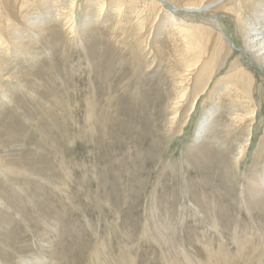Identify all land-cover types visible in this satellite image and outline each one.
<instances>
[{"label":"rangeland","instance_id":"374dc122","mask_svg":"<svg viewBox=\"0 0 264 264\" xmlns=\"http://www.w3.org/2000/svg\"><path fill=\"white\" fill-rule=\"evenodd\" d=\"M109 2L96 24L90 0H75L73 34L50 20L33 40L16 35L26 57H0L1 68L9 64L0 82V260L45 253L42 264H258L264 70L244 47V31L202 8L189 17L176 11L215 22L234 50L195 97L198 81L176 83L178 39L162 14L113 29ZM0 30L7 38L6 25ZM234 59L255 79L250 143L237 164L244 131L218 133L232 111L215 108L229 100L217 93ZM214 108L218 123L198 140Z\"/></svg>","mask_w":264,"mask_h":264},{"label":"bare ground","instance_id":"6f19581e","mask_svg":"<svg viewBox=\"0 0 264 264\" xmlns=\"http://www.w3.org/2000/svg\"><path fill=\"white\" fill-rule=\"evenodd\" d=\"M74 1L75 0H0V24L3 23L8 29V31L5 32L7 33L8 39L6 37H0V57L5 59L8 58L9 64H12V56L20 57L22 54H26V44L21 41L22 36L19 38V35H16L21 32L23 34L22 39L26 38L29 40L32 38L33 40L35 35L41 34L44 31V26L46 28L45 24L50 20H52L53 23L57 21V24L64 29L66 36L73 34V22H75ZM108 1H110L112 3L111 5L115 7L114 9L112 8V11L114 12L112 14L114 16V21H112V24H114L113 29H126L132 27L140 20L145 21V16L147 18H152L150 20L151 23L159 14H162V17H164L163 24L165 23L166 27H168L169 33L173 32L172 37L178 39L176 41L174 55L178 60H181L180 63H182V65L177 68L175 75L177 78L176 83L181 85V83L188 78L198 81V84L192 90L195 97L198 95L199 91H203L208 86L209 80L219 66V61H221L223 57L232 55L234 50L232 49L229 40L223 34V31L215 26V22H210L211 24L193 22L194 20H191L190 18L182 17L181 14L176 12L177 10L187 11L185 14L189 17L191 15H197L191 12V10H199L202 8L207 15H224L233 18L239 31H244L242 35V37H245L244 47L247 49L250 57L253 56V60L257 63L256 65H259L264 70V0H133L134 2L132 0H90L92 3L90 4V8L92 9L91 12L95 15V20H93L96 24L103 13L105 3ZM27 4H30V9L26 6ZM16 5H19L18 9L13 10V7H16ZM52 5L56 6L55 10L51 9ZM156 9H158V11L155 12L157 14L154 18L152 16H147L148 14L146 12L148 10ZM29 10L35 12L36 15L32 18L28 16L30 15V12H28ZM122 10L127 11V16L131 17V19H135V21L124 16L122 18ZM26 13H28V15ZM11 15L16 18L14 21L18 22V24L17 26L13 25V27L10 26L9 28V24L7 23L9 21V16ZM86 15L85 12V16ZM150 15L153 14L150 13ZM127 21L129 24H127ZM131 21L134 23H131ZM23 57L26 56L24 55ZM5 62L6 60L0 63V82H2V77L4 76L2 70H6L7 65H9H5V69L1 68ZM230 69L231 72L226 76V82H224V77L222 78L223 81H220L222 83L220 91L222 92L219 91V93H217L218 97L223 95L229 98V100L226 106L215 108H218L219 111H222V109L232 111L231 116L224 118V120L221 119V121L225 122L222 124V128L217 130L218 133L220 130L227 133L228 131L231 132L232 129L237 130V128L244 131L242 139H238L237 145L234 147L235 152L233 154V161L237 164L238 161H241L244 158L247 147L250 143L251 123H246V120H248V116H251L255 110L252 103L253 90H255L253 82L255 79L249 71L247 72L242 66H239L237 59L232 61ZM3 85V83H0V91L2 95H5L6 92L2 91L1 88ZM188 86H190V83ZM194 102L195 100L189 108L190 111H192ZM215 108L210 110L203 118L202 122L199 123V127L197 128L198 140L204 139L208 133L212 132L214 124L218 123L216 122L218 117H215L213 114ZM212 118H214V120ZM19 122L21 121L19 120ZM212 143L213 142L211 141V144ZM261 181H264V176L262 175ZM250 243L251 242H249V244ZM250 251L252 250L250 249ZM4 254H6V252ZM42 255L45 256V253L36 256L32 255L33 257L26 258L25 255L19 254L14 256L15 261L13 260V263L7 261V255H5L4 258L6 259L1 258L0 264H42ZM68 257H70V255ZM71 259L73 262L72 255ZM256 259L258 264H264V249H261L258 258Z\"/></svg>","mask_w":264,"mask_h":264}]
</instances>
